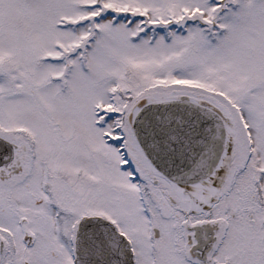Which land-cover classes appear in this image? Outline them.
<instances>
[{
    "label": "snow or ice",
    "instance_id": "snow-or-ice-1",
    "mask_svg": "<svg viewBox=\"0 0 264 264\" xmlns=\"http://www.w3.org/2000/svg\"><path fill=\"white\" fill-rule=\"evenodd\" d=\"M0 264H264V0H0Z\"/></svg>",
    "mask_w": 264,
    "mask_h": 264
}]
</instances>
